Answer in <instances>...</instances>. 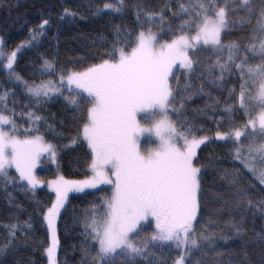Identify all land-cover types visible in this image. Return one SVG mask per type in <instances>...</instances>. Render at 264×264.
<instances>
[{"label": "trees", "instance_id": "trees-1", "mask_svg": "<svg viewBox=\"0 0 264 264\" xmlns=\"http://www.w3.org/2000/svg\"><path fill=\"white\" fill-rule=\"evenodd\" d=\"M214 2L216 6L227 4L228 19L234 24L227 33H222L223 42L238 44L244 50L253 42L254 34L260 36L257 20L264 8V0H251L252 14L242 9L237 0ZM106 4L119 6L117 0H0V38L4 51L21 49L18 46L27 44L34 33H43L36 35L31 46L20 50L15 71L28 82L51 80L59 83L61 71L65 76L71 72H83L108 60L110 53L115 52L118 57L116 48L122 44L134 46L140 31L146 34L150 28L157 41L171 42L174 36L180 35L183 22L192 24L201 20L204 12L199 8L200 4L204 5L207 15L214 16L209 0H124L118 12L106 9ZM181 4L187 12H181ZM197 12L201 15L197 16ZM149 14L159 22L149 23ZM44 20L48 24L41 29ZM192 34L194 31L189 33ZM124 51L129 52L130 48L125 47ZM190 51V56L198 62L193 64L194 74L188 76L186 69L183 71L178 67L173 72H182L174 73L175 82L169 78L174 95L184 104L183 109L177 105L179 118L177 113L170 114L175 116L178 128L184 121L196 130L198 137H208L194 164L201 167L197 222L201 225V233L212 236L210 241L201 242L207 247L192 254L190 264H264V208L237 204L239 196L244 194H247L245 199L250 198L254 203L264 201V185L234 159L233 143L215 139L217 132L228 134L247 123L249 117L239 109L240 78L233 73L226 74L223 81L218 79L219 68L213 65L218 58L224 63L226 53L218 57L210 45ZM249 57L251 63L258 62L251 54ZM44 61L55 66V75L45 70ZM5 62L6 58H0V64L5 65ZM198 65L205 67L200 69ZM14 80V76L7 75L0 67V92L11 93L6 103L15 115L2 108L0 111L15 120L20 139L39 135L41 143L53 145L57 165L49 170L44 169L47 167L45 163L43 171L35 175L38 183L44 184L40 190H31L16 179L8 181L6 189L0 184V245L8 242V229L12 224L18 223L22 229L8 254L0 256V264H50L46 249L51 246V237L45 216L48 208L56 202L53 182L61 178L69 182L91 179L94 154L81 134L87 123L86 108L91 105L77 108L69 104L63 94L50 99L39 98V103H35L37 98L26 95L22 87L12 83ZM64 88L70 95L68 88ZM249 91L254 89L249 87ZM230 104L235 106L233 112L225 110ZM29 113L41 119L30 120ZM258 114L259 109H250L253 118ZM25 129L30 131L25 134ZM5 130H10V126ZM244 139L241 137V141ZM250 162L255 166L260 164L256 154ZM8 171L13 178L19 175L15 169ZM237 175L242 177L239 186L243 193L238 192V185L232 183ZM111 189L110 184H100L95 188L85 187L82 192H68L58 221L56 264H88L84 249L88 246L91 251L95 246L84 235V220L92 213L93 206H97L96 212L100 213V206L111 196ZM236 224L242 228L240 234L235 232L233 226ZM146 226L151 227L152 232L155 230L154 224ZM177 258L176 249L162 247L157 252L153 250L152 264H173ZM138 264H147V261H138Z\"/></svg>", "mask_w": 264, "mask_h": 264}, {"label": "snow or ice", "instance_id": "snow-or-ice-1", "mask_svg": "<svg viewBox=\"0 0 264 264\" xmlns=\"http://www.w3.org/2000/svg\"><path fill=\"white\" fill-rule=\"evenodd\" d=\"M214 9V16L207 15L204 5L199 8L204 12L199 22L180 25V35L174 36L170 43L159 42L148 29L137 34L133 44H122L116 48L118 57L110 53V58L102 63L89 67L83 72H71L65 76L59 73V83L51 80L28 82L14 69L17 51L6 58V65L0 64L6 74L14 76V85L23 88L26 95L37 98H51V94H62L68 88L71 97L69 104L86 108L87 123L82 128V137L94 154L92 161L93 176L83 182H53L56 202L47 210L45 220L51 231V246L46 249L50 264H56L58 241L56 237V221L60 210L64 207L70 191L82 192L85 187L95 188L100 184L112 185L109 198L100 206L97 214L93 206L92 213L84 220V235L93 249L86 246L84 252L88 264H138L147 261L152 264L153 250L171 247L177 250L178 258L173 264H186L192 254L203 251L207 245L201 242L210 241L212 236L201 233V225L197 222L200 210L201 167L194 164L197 150L207 142L208 137L197 136L195 129L181 121L178 128L170 118L171 113L183 109L184 104L170 84L176 76L173 69L177 64L187 70V75L194 74L196 69L189 50L211 46L217 56L226 53L225 62L218 58L214 68H219L218 79L223 81L225 75L235 73L240 78L238 94L239 109L248 116L242 128H234L228 134L217 132L215 139L227 140L234 144V159L239 160L244 168L259 184L264 185V8L257 20L260 36L255 34L252 43L244 50L235 43L222 41V33H227L234 24L227 15V4L216 6L209 0ZM247 13L252 14L251 0H237ZM124 0H117V7L106 4L104 7L120 11ZM181 12H187L180 5ZM201 12H197L200 16ZM149 23H158L148 16ZM48 24L44 20L43 29ZM194 34L189 35L193 32ZM34 33L27 44L31 46L36 35ZM2 44V41H0ZM130 48L125 52L124 48ZM249 54L257 63H251ZM0 58L3 51L0 49ZM114 61V62H113ZM45 70L55 75V66L44 61ZM200 69L204 65H198ZM74 86V88H73ZM249 87L254 91H249ZM235 91V89H233ZM86 93V96L83 94ZM247 93V98H246ZM11 95L8 91L0 92V108L15 115L6 101ZM79 101V103H78ZM179 106V109L177 108ZM233 105L226 107L227 112L234 111ZM259 109L253 118L250 109ZM143 114V115H141ZM29 119L38 121L41 118L29 113ZM139 117V119H138ZM141 120L150 123L151 127L141 126ZM258 124V127H257ZM4 125H9L6 131ZM25 134L30 130L25 129ZM154 136L158 141L155 148L140 146V138L144 134ZM244 137V141H241ZM42 137L19 138V129L14 119L0 111V184L7 188L10 180L27 181L35 188L36 180L33 170L42 152H51L53 145L41 143ZM256 154L259 166L250 162ZM14 168L18 177L9 176V169ZM242 177H233L232 183L238 185ZM240 195L237 204L243 203L251 208H264V201L254 203L250 198ZM154 224V231L146 233L145 225ZM30 227V225H28ZM236 234L242 232L239 224L233 226ZM20 225L12 224L9 229V240L0 245V256L7 255L21 231ZM151 245V247H150Z\"/></svg>", "mask_w": 264, "mask_h": 264}, {"label": "rangeland", "instance_id": "rangeland-1", "mask_svg": "<svg viewBox=\"0 0 264 264\" xmlns=\"http://www.w3.org/2000/svg\"><path fill=\"white\" fill-rule=\"evenodd\" d=\"M151 33L153 34V35H155V32L154 31H151ZM145 35H148V33H146ZM0 41H2V39L0 38ZM170 43V42H169ZM2 46H3V44H0V49H2V51H3V58H7L6 57V55L8 54V56L11 54V52L12 51H15L16 50V48H14V49H12V50H10L11 52H9V51H7V49H6V51H4V49L2 48ZM22 46V45H21ZM21 46H18L19 48H21V49H17L16 51H17V54H16V58H15V63H14V68L16 67V62H17V58H18V55L20 54V50H22V49H24L23 47H21ZM192 51V50H191ZM190 51V52H191ZM5 60V59H4ZM6 63H7V60H6V62H5V65H6ZM178 67H180V65L179 64H177L176 65V67L174 68V69H176V68H178ZM173 69V70H174ZM181 70H183L184 71V69L183 68H180ZM181 70H177V71H174L173 73H177L178 71H181ZM182 72V71H181ZM57 84H58V82H57ZM62 94L64 95V96H67V97H71V93H69L70 95H68L67 93H66V91H65V88H63L62 89ZM62 94H51V97L52 96H55V95H62ZM42 98H45V97H41V99ZM66 99V98H65ZM67 101H68V99H66ZM78 103H79V101H78ZM141 115H143V114H141ZM170 118L175 122V116H173L172 117V115L170 114ZM138 119H139V117H138ZM7 126H9V125H4L3 127H4V129H6L7 128ZM141 126L142 127H144V128H149V127H151V124L150 123H146L144 120H141ZM257 127H258V124H257ZM7 131V130H6ZM140 146H141V150L143 151L146 147L147 148H155L156 146H157V144H158V141L156 140V138L154 137V136H149V134H144V135H142L141 136V138H140ZM208 142V141H207ZM206 142V143H207ZM205 143V144H206ZM204 144H202L201 146H200V148L203 146ZM200 148L197 150V154H198V152H199V150H200ZM197 156V155H196ZM196 158V157H195ZM55 157H53V155H52V153L51 152H42L41 153V155H40V157H39V159L37 160V162H36V166H35V168H34V170H33V174H34V176L35 175H37L41 170H42V168H43V166H44V164L45 163H47V167H44V169L45 168H48L49 170L51 169V168H53V167H56V163H55ZM43 165V166H42ZM14 170V168H11V169H9V170ZM43 171V170H42ZM45 172H47L48 170H44ZM92 176H93V171H92V169H91V178H92ZM38 181V180H37ZM23 184H25V185H27L31 190H40L41 188H43V185L44 184H42V183H37V185H36V187L33 189L32 187H31V185H29L28 184V182H26V181H21ZM47 185H50L51 186V184L50 183H46ZM111 187H113L112 185H111ZM111 192H112V189H111ZM77 193H72L71 195H76ZM66 201H67V199H66ZM66 201H65V203H66ZM65 203H64V207L63 208H65ZM62 208V209H63ZM62 209L60 210V212L62 211ZM61 214V213H60ZM60 216V215H59ZM58 221H59V217H58V219H57V221H56V237H57V239H58ZM47 222V221H46ZM145 227L147 228V231H146V233L148 234V235H150L151 234V232H152V229H153V225H152V229H150L151 227H148V226H146L145 225ZM50 230V229H49ZM50 237H51V231H50ZM58 241V240H57ZM158 251V249L156 250L155 249V252H157ZM58 254H59V242H58V247H57V253H56V257H57V259H58ZM56 259V258H55ZM57 259H56V262H57ZM187 261V260H186Z\"/></svg>", "mask_w": 264, "mask_h": 264}]
</instances>
